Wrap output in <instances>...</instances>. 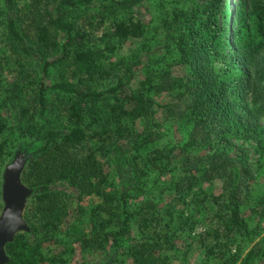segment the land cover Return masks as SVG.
Wrapping results in <instances>:
<instances>
[{
	"label": "trees",
	"instance_id": "obj_1",
	"mask_svg": "<svg viewBox=\"0 0 264 264\" xmlns=\"http://www.w3.org/2000/svg\"><path fill=\"white\" fill-rule=\"evenodd\" d=\"M147 1L0 0V156L10 135L32 149L29 231L5 264H44L51 239L48 264L77 247L172 264L194 244L204 264H264V0L242 1L230 38L226 0H158L145 23Z\"/></svg>",
	"mask_w": 264,
	"mask_h": 264
},
{
	"label": "rangeland",
	"instance_id": "obj_2",
	"mask_svg": "<svg viewBox=\"0 0 264 264\" xmlns=\"http://www.w3.org/2000/svg\"><path fill=\"white\" fill-rule=\"evenodd\" d=\"M242 1L243 0H226V6L224 7V10L226 11V13L228 12L229 14L228 13L226 14L227 16L226 19H222L221 24L224 26L228 36L232 34V32L235 30L236 24L233 18V14L236 13L237 10H239ZM157 3H158V0H149L147 2L142 3L139 7L133 10L134 15L136 16V18L141 17V19L145 23L150 21V19H152L157 13ZM100 33H101V30H95L94 33H92L91 35H94V38H95V37L100 36ZM154 35L156 39H159V36L157 34H154ZM150 36L151 34L148 35V37ZM136 43H137L136 40H131L130 43L129 42L125 43L122 46L121 54L129 53L130 51L129 49H131V47L136 45ZM178 70L179 69L175 71V74H180ZM232 101L236 103L237 107H243V105L245 104V102L240 101L235 96L233 97ZM262 123H264V118L262 119ZM24 148L26 149L27 153L31 152L32 149L30 148L29 140L19 137L18 134L10 135L8 137V142L5 145L3 152L1 153L2 155L0 156V172H3L6 165H8L12 161L15 153L17 151L20 152ZM242 149H244L247 153L246 157H247L248 162L252 166V170L254 171V176L257 177L259 174L260 176L258 179H260L263 174H262V169H261V172L260 171L258 172L259 165H260V161L258 158L259 155L254 153L253 143L251 142L244 143ZM29 163L30 162L27 163L26 167L28 166L31 167V165H28ZM261 163L264 169V157L261 158ZM23 183L27 185L24 181ZM220 186H221V183L219 181L215 182L214 190L216 192H219ZM30 196L28 197V199L30 198ZM0 201H1V196H0ZM0 204H1L0 205V212H1L2 201L0 202ZM26 205H27V201H26ZM245 216L248 218L249 225L253 227L256 224L257 219H253L248 210L246 211ZM23 218H24V215H23ZM78 218H80V215H78V213L76 214L75 212H72L68 217H66V220L61 226V229L65 230L71 222L77 221ZM25 222L27 223L26 220ZM260 225L261 226L263 225V228H259V230L262 231V233L264 234V219L260 220ZM84 226H86L85 223H84ZM199 229L200 227L197 228V230ZM86 231H88V229H86ZM186 238L191 240L190 237H186ZM54 240L55 239H51L45 242L42 248L44 257H46L47 259H51L55 255V249L57 248V244L54 242ZM191 241H194V240H191ZM180 253L181 254L179 255V258L177 260H174L172 264H204V261H205L204 253L202 250L198 249V244L197 245L194 244L190 249L181 248ZM46 258H45L44 264H48V261ZM212 262L217 263V261L215 260H212ZM67 264H105V262L102 260V254L100 252L95 251V250L90 251L87 249H79L77 247L76 252L69 257ZM235 264H238V262Z\"/></svg>",
	"mask_w": 264,
	"mask_h": 264
},
{
	"label": "water",
	"instance_id": "obj_3",
	"mask_svg": "<svg viewBox=\"0 0 264 264\" xmlns=\"http://www.w3.org/2000/svg\"><path fill=\"white\" fill-rule=\"evenodd\" d=\"M30 153L24 148L17 151L2 173L0 212V264L8 262L6 245L14 240L17 233L28 232L23 211L32 189L21 180L26 159Z\"/></svg>",
	"mask_w": 264,
	"mask_h": 264
}]
</instances>
